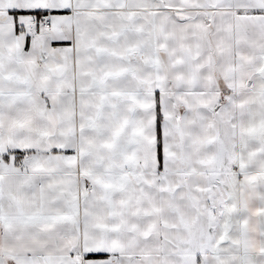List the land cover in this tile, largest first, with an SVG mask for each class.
Listing matches in <instances>:
<instances>
[{"label": "snow or ice", "instance_id": "1", "mask_svg": "<svg viewBox=\"0 0 264 264\" xmlns=\"http://www.w3.org/2000/svg\"><path fill=\"white\" fill-rule=\"evenodd\" d=\"M0 264H264V0H0Z\"/></svg>", "mask_w": 264, "mask_h": 264}]
</instances>
